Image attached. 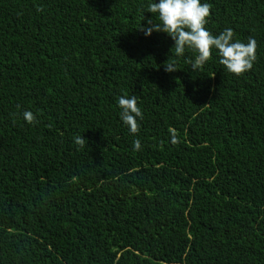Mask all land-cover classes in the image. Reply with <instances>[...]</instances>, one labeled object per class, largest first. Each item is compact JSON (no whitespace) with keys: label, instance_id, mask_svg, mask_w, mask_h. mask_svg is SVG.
<instances>
[{"label":"trees","instance_id":"trees-1","mask_svg":"<svg viewBox=\"0 0 264 264\" xmlns=\"http://www.w3.org/2000/svg\"><path fill=\"white\" fill-rule=\"evenodd\" d=\"M154 2L0 0V264H264V0H201L239 76L138 30Z\"/></svg>","mask_w":264,"mask_h":264},{"label":"clouds","instance_id":"clouds-1","mask_svg":"<svg viewBox=\"0 0 264 264\" xmlns=\"http://www.w3.org/2000/svg\"><path fill=\"white\" fill-rule=\"evenodd\" d=\"M211 7L210 3H201V0H159L158 3H150L147 7L148 13L156 14L158 22H154L151 16L147 19L146 25L140 26L138 30L145 36H150L153 32L166 33L174 42L172 49L177 57L182 56L186 48L191 49L196 54L194 60L187 61L192 71L202 68L211 59L212 50L216 49L219 63L229 73L242 75L252 69L256 60V41L252 37L248 38L246 44L234 41V32L231 28H226L213 36L205 27ZM177 70L173 62L164 64V71L167 73ZM118 106L121 109L120 119L123 124L128 127L131 134H137L140 129L137 118L143 119L137 97L121 96L118 98ZM23 119L29 124L37 123L36 117L30 111L23 112ZM74 142L81 147L87 145L82 135L76 136ZM171 143L174 145L179 143L174 130L171 133ZM140 149V140H134L133 150Z\"/></svg>","mask_w":264,"mask_h":264}]
</instances>
